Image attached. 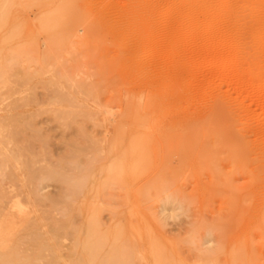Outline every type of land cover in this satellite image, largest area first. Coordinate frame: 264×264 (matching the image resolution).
I'll use <instances>...</instances> for the list:
<instances>
[{"label":"rangeland","instance_id":"374dc122","mask_svg":"<svg viewBox=\"0 0 264 264\" xmlns=\"http://www.w3.org/2000/svg\"><path fill=\"white\" fill-rule=\"evenodd\" d=\"M0 70V124L22 115L45 139V148L36 142L30 151L45 154L47 164L67 162L73 142L82 150L73 158L95 160L93 177L111 183L106 226L111 211L139 219L130 186L153 179L161 198L186 197L183 211L166 212L177 215L163 230L169 244L192 223L210 227L214 219L233 230L227 243L248 250L244 264H264V0H0ZM212 117L250 155L242 168L225 165L218 181L195 165L183 141ZM138 127L154 148L129 152L132 163L121 167L116 158L130 146L123 140ZM227 182L240 190L235 209L227 208V193L218 194ZM24 192L11 195L30 209ZM60 193L54 182L39 190Z\"/></svg>","mask_w":264,"mask_h":264},{"label":"bare ground","instance_id":"6f19581e","mask_svg":"<svg viewBox=\"0 0 264 264\" xmlns=\"http://www.w3.org/2000/svg\"><path fill=\"white\" fill-rule=\"evenodd\" d=\"M2 75L6 77L5 71L0 70V78ZM66 100L72 101L73 98L69 97ZM134 120L143 121L144 116L137 114ZM213 120L215 117L202 129L185 131L183 141L195 165L209 167L216 180L222 171L224 173L225 165L231 169L242 168V165L245 166L249 162L250 155L238 149L239 140L232 133L225 135L219 128L221 125ZM22 128L30 130L32 134L29 137L22 135L25 132ZM3 132H8L9 138L1 136ZM134 132L126 133L127 139L123 141L130 146L116 158L122 163L121 167L132 163V155L129 152H143L154 148L155 139L148 137L146 140L145 128L138 127ZM200 135L205 137L206 141H201ZM21 141L22 145L19 144ZM36 142H40L41 147L45 148V139L22 115L4 118L1 121L0 264L245 263L244 258L248 255V250L227 243L228 234L233 232L227 222L216 224L213 219L215 224H212L210 219L212 222L210 227L192 223L189 230H186L184 238L178 234L171 237L175 241L169 244L171 240L164 235L163 230L168 219H175L177 215L169 216L166 212L169 209L173 212L183 211L180 201L186 197L182 198L183 200L180 198V201L172 197L161 198L158 194L164 188L157 180L149 179L137 188L130 186L129 198L132 197L133 200L131 212H139V219L132 221L128 212L126 213L128 217L119 218L117 217L120 215L119 212L111 211L113 221L110 226H106L101 220V214L104 211V203L109 202L110 195L106 191L111 188V183L93 177L92 166L96 163L95 160L87 159V162L83 163L73 158L72 155L82 152L73 142L70 151L72 155L68 157L67 162L47 164L45 154L39 157L30 151V145ZM22 151L29 153L24 155ZM252 173L255 178L251 177L255 182L257 174ZM4 180L7 181L10 191L5 188ZM51 182L61 186L59 196L55 198L41 196L39 190ZM227 183L226 186L222 185L224 187L219 185L218 194L227 193L225 195L230 196L229 201H226L229 203L227 208L230 206L231 209H235L237 193L239 194L240 190H237L235 185ZM216 185L215 182L217 188ZM16 188H25L27 198L33 201L30 209L19 200L21 195H11ZM142 204L147 205L145 208L147 210L142 209L144 206ZM156 204L160 205V212L149 214L154 212ZM239 205L236 206L240 208ZM79 216L81 223L78 225L76 219ZM227 216L230 217L228 212ZM214 233L219 234L216 242L211 239ZM67 241L68 245L65 244ZM213 243H216L215 247L211 246Z\"/></svg>","mask_w":264,"mask_h":264}]
</instances>
